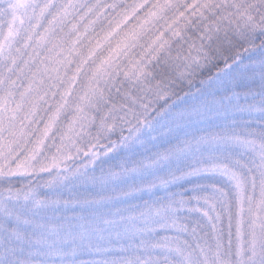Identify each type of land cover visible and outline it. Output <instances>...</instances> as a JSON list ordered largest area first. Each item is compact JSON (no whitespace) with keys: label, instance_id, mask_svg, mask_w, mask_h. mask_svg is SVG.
Wrapping results in <instances>:
<instances>
[{"label":"snow or ice","instance_id":"obj_1","mask_svg":"<svg viewBox=\"0 0 264 264\" xmlns=\"http://www.w3.org/2000/svg\"><path fill=\"white\" fill-rule=\"evenodd\" d=\"M0 264H264V0H0Z\"/></svg>","mask_w":264,"mask_h":264}]
</instances>
